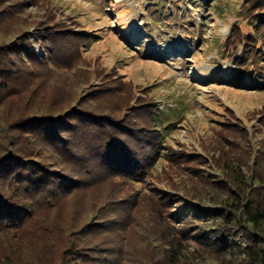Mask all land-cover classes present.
<instances>
[{"label": "rangeland", "instance_id": "1", "mask_svg": "<svg viewBox=\"0 0 264 264\" xmlns=\"http://www.w3.org/2000/svg\"><path fill=\"white\" fill-rule=\"evenodd\" d=\"M245 1L0 0V10L9 9L0 13V44L25 34L38 58L52 59L33 66L27 87L34 101L59 98V111L85 102L131 128L129 134L142 137L149 129L158 136L145 177L103 180L37 208L22 230H0V264H55L69 232L104 215L126 227L91 236L114 263L166 264L167 235L182 242L180 264L245 262L239 229L229 255L209 235L232 225L190 213L237 203L264 174V41L253 56L242 45L223 52L234 25L244 39L254 31L238 14ZM52 29L59 39L41 45L35 30L49 36ZM10 105L19 103L0 109V128ZM153 110L162 136L148 123Z\"/></svg>", "mask_w": 264, "mask_h": 264}, {"label": "trees", "instance_id": "2", "mask_svg": "<svg viewBox=\"0 0 264 264\" xmlns=\"http://www.w3.org/2000/svg\"><path fill=\"white\" fill-rule=\"evenodd\" d=\"M8 11L4 8L0 13ZM13 13L11 11L9 15ZM238 14L252 21L254 31L246 34L244 39L245 34L234 25L225 40L223 52L226 54L242 45L244 53L253 56L257 41H264V0H246ZM52 30L49 36L41 30H35L34 35L40 44L48 43L45 39L49 37H53L51 42L55 43L59 38L52 36L57 31ZM25 36H20V42L0 44V109L13 102L19 103L16 107L9 106L6 123L0 128V137L5 139L0 142V230H22L36 218L37 208L49 202L55 204L62 197L86 192L103 180L133 181L144 176L149 161L158 150L154 144L158 136H150L149 129L143 138L140 132L129 134L127 131L131 128L122 126V122L111 119L108 114L97 112L96 107L85 102L59 111V98L49 101L43 95L34 101L33 92L28 94L27 87L34 84L31 75L36 71L33 66L53 62L43 56L38 58ZM261 51L264 56V50ZM19 55L27 62H24L25 58L21 61ZM242 59L243 55L237 62ZM157 111L149 113L148 122L156 132L161 131ZM258 175L260 185L256 188L249 185L250 193L243 192L236 199L237 203L233 200L225 203V208L210 210L196 206L190 212L194 217L203 214L223 221L226 227L232 225L231 230L215 228L209 235L211 241L210 237L218 238L226 254L234 252V232L239 229L246 245L242 264H264V174ZM113 209L117 212L118 206ZM98 219L69 232L70 238L64 242L61 258L55 264H117L110 252L98 248L102 242L93 244L91 236L114 230L122 232L126 227L123 220L119 224L117 218L106 219L104 215ZM75 236L77 240H73ZM165 239V263L180 264L182 242L176 236L167 235ZM118 251L121 253L122 244Z\"/></svg>", "mask_w": 264, "mask_h": 264}]
</instances>
